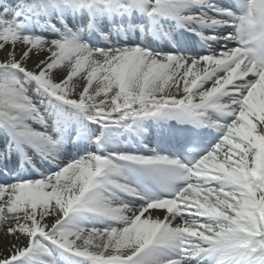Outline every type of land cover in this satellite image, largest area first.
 Segmentation results:
<instances>
[{
	"label": "snow or ice",
	"instance_id": "1",
	"mask_svg": "<svg viewBox=\"0 0 264 264\" xmlns=\"http://www.w3.org/2000/svg\"><path fill=\"white\" fill-rule=\"evenodd\" d=\"M0 264H264V0H0Z\"/></svg>",
	"mask_w": 264,
	"mask_h": 264
}]
</instances>
